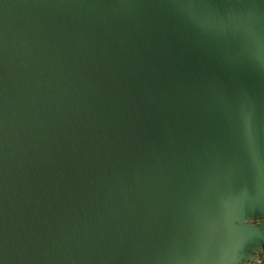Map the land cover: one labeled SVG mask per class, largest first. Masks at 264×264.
I'll use <instances>...</instances> for the list:
<instances>
[{
  "label": "water",
  "instance_id": "obj_1",
  "mask_svg": "<svg viewBox=\"0 0 264 264\" xmlns=\"http://www.w3.org/2000/svg\"><path fill=\"white\" fill-rule=\"evenodd\" d=\"M262 255L264 0H0V264Z\"/></svg>",
  "mask_w": 264,
  "mask_h": 264
},
{
  "label": "rangeland",
  "instance_id": "obj_2",
  "mask_svg": "<svg viewBox=\"0 0 264 264\" xmlns=\"http://www.w3.org/2000/svg\"><path fill=\"white\" fill-rule=\"evenodd\" d=\"M255 264H264V255L261 257V260L259 262H256Z\"/></svg>",
  "mask_w": 264,
  "mask_h": 264
},
{
  "label": "snow or ice",
  "instance_id": "obj_3",
  "mask_svg": "<svg viewBox=\"0 0 264 264\" xmlns=\"http://www.w3.org/2000/svg\"><path fill=\"white\" fill-rule=\"evenodd\" d=\"M242 223H244L245 225H247V224L245 223V219H243V218H242Z\"/></svg>",
  "mask_w": 264,
  "mask_h": 264
},
{
  "label": "flooded vegetation",
  "instance_id": "obj_4",
  "mask_svg": "<svg viewBox=\"0 0 264 264\" xmlns=\"http://www.w3.org/2000/svg\"><path fill=\"white\" fill-rule=\"evenodd\" d=\"M262 256H263V255H262ZM262 256H261V257H262ZM260 260H261V259H260ZM258 262H259V261H258ZM255 263H256V262H255ZM255 263H253V264H255Z\"/></svg>",
  "mask_w": 264,
  "mask_h": 264
}]
</instances>
